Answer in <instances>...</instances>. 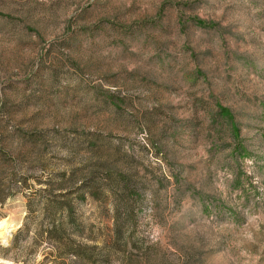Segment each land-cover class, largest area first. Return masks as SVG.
I'll return each instance as SVG.
<instances>
[{"label":"rangeland","instance_id":"1","mask_svg":"<svg viewBox=\"0 0 264 264\" xmlns=\"http://www.w3.org/2000/svg\"><path fill=\"white\" fill-rule=\"evenodd\" d=\"M2 220L0 264H264V0H0Z\"/></svg>","mask_w":264,"mask_h":264},{"label":"trees","instance_id":"2","mask_svg":"<svg viewBox=\"0 0 264 264\" xmlns=\"http://www.w3.org/2000/svg\"><path fill=\"white\" fill-rule=\"evenodd\" d=\"M94 178V176H93ZM109 189L114 192L116 198L114 210V229L111 234L112 245L115 249L126 250L128 244L137 248L138 243L132 234L128 233V222H132L133 228L137 222V209L133 204V192H137V185L132 176L126 172H117V175H109ZM66 195L46 196L43 199L44 205L42 213L45 215L48 224L41 227V235L45 236L50 242H53L64 250H72L71 240L75 233L81 231H71V222L74 219V210L72 203L64 201ZM32 210L29 201V211ZM21 232V231H20Z\"/></svg>","mask_w":264,"mask_h":264},{"label":"bare ground","instance_id":"3","mask_svg":"<svg viewBox=\"0 0 264 264\" xmlns=\"http://www.w3.org/2000/svg\"><path fill=\"white\" fill-rule=\"evenodd\" d=\"M17 227H18L17 224L8 223L6 220L0 221V231H1L0 233L2 235L1 237H3L9 231H11L12 229H15Z\"/></svg>","mask_w":264,"mask_h":264}]
</instances>
